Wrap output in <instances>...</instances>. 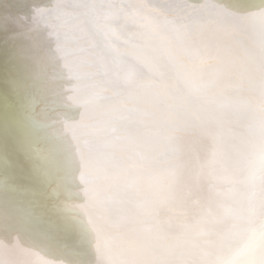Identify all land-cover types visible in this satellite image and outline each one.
<instances>
[{
  "label": "snow or ice",
  "instance_id": "snow-or-ice-1",
  "mask_svg": "<svg viewBox=\"0 0 264 264\" xmlns=\"http://www.w3.org/2000/svg\"><path fill=\"white\" fill-rule=\"evenodd\" d=\"M0 33V264H264V0H0Z\"/></svg>",
  "mask_w": 264,
  "mask_h": 264
},
{
  "label": "bare ground",
  "instance_id": "bare-ground-1",
  "mask_svg": "<svg viewBox=\"0 0 264 264\" xmlns=\"http://www.w3.org/2000/svg\"><path fill=\"white\" fill-rule=\"evenodd\" d=\"M37 3L43 5L47 2V0H36ZM69 2H72V0H69ZM131 2H138V3H178L180 0H131ZM2 33H0V39H2ZM42 106V105H40ZM40 106L37 107V111L39 112ZM6 243V242H4ZM17 241L13 239V244H16ZM23 247V245H21ZM48 259H54L53 257H47Z\"/></svg>",
  "mask_w": 264,
  "mask_h": 264
}]
</instances>
